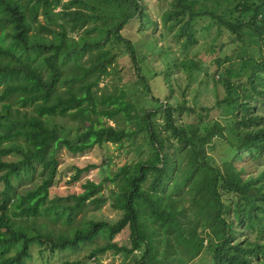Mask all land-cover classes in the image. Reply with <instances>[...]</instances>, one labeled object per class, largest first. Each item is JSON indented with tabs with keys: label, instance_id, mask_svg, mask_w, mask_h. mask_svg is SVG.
I'll return each mask as SVG.
<instances>
[{
	"label": "trees",
	"instance_id": "16d2710c",
	"mask_svg": "<svg viewBox=\"0 0 264 264\" xmlns=\"http://www.w3.org/2000/svg\"><path fill=\"white\" fill-rule=\"evenodd\" d=\"M63 1L0 0V249L15 251L0 252V264H31L33 247L44 260L99 239L106 244L96 245L93 256L141 253L133 264H186L207 241L215 244L213 264H264V170L245 177L234 162L216 164L208 149L215 137H223L218 122L201 127L202 109L168 103L156 111L139 110L121 88L99 93L101 80L115 74V44H124L136 78L157 100L133 43L120 34L132 19L143 28L154 25L145 0ZM168 4L160 15L162 25L177 30L184 49L197 42L194 24L203 19L209 20L207 27L216 26L209 46L213 54L222 35L234 41L256 36L251 70L220 77L225 96L215 107L239 108L237 150L264 154V118L253 104L255 97H264V0ZM195 63L173 66L195 69ZM169 70L164 76L172 90ZM181 111L195 121L199 117L198 122H177L174 114ZM159 113L162 124L156 123ZM118 119L134 128L101 125ZM140 133L152 146L149 159L123 165L99 183L86 180L80 193L66 199L50 197L62 151L83 154L107 143L122 147ZM96 167L76 168L69 182L77 183ZM107 183L113 189L106 197ZM108 200L121 212L116 222L86 219ZM125 230L130 246L114 242Z\"/></svg>",
	"mask_w": 264,
	"mask_h": 264
},
{
	"label": "rangeland",
	"instance_id": "374dc122",
	"mask_svg": "<svg viewBox=\"0 0 264 264\" xmlns=\"http://www.w3.org/2000/svg\"><path fill=\"white\" fill-rule=\"evenodd\" d=\"M65 1L67 0L63 2ZM168 1L145 0L146 12L155 22L154 25H145L146 27L144 26L143 28L139 20L132 19L120 31V34L125 39L133 43L138 63L142 68L141 73L147 78L150 91L157 100L150 97L149 93L142 87L141 82L136 78L134 64L131 62L124 44H115V74L112 76L108 75L101 80L98 85L99 93L102 90L112 93L113 89L121 88L125 91L127 99L135 104L139 110L153 109L152 111H156V109L167 103L174 107L183 106L196 111L202 109L204 115L200 116L202 120V122H200L201 120L199 121L201 127H209L215 120L223 132V137H215L208 149L212 159L215 160L217 165H222L225 161L234 162V165L239 170L243 169L245 177H256L264 170V154L238 151L236 148L239 143V137L235 126V118L238 119L242 112L237 107L216 108L215 105L225 96L220 77L232 76L238 71L245 74L246 71L249 72L251 70L250 67L254 63V60L249 57L254 54L251 50V44H255L257 38L254 35H249L247 37L248 41H234L227 34L222 35L214 44L218 53L213 54L209 46L216 36V26L207 27L209 20L203 19L194 24V37L197 42H190L187 49H184L182 40L176 37L175 32L177 30H168L167 27L162 25L160 15L167 9ZM78 35L79 33L73 34L76 38ZM113 47V43L108 44V48L112 49ZM188 60L196 62L195 69H182L173 66L175 63L188 62ZM167 68L172 69L169 70L172 90H169L166 85L164 71ZM241 81L245 83L246 79L242 78ZM230 82L231 84L235 82L234 78ZM168 97L169 100L167 101ZM253 104L255 105V113L264 118V97H255ZM174 119L177 122L195 121L193 116L187 115L184 111L175 113ZM198 119L199 117L196 118L195 122H198ZM156 121L158 124L163 123L161 113L157 115ZM102 124L124 129L134 128L132 125L126 124L122 119L102 120ZM151 153L152 146L148 136L144 133L124 140L122 147L107 143L100 147L95 146L92 150L83 154L73 155L62 151L59 158L58 175L50 189V197L63 200L66 199V196L78 194L82 191L81 185L86 180L99 183L107 175H110L111 172L116 171L123 165H133L149 159ZM88 165H96L97 167L90 168L81 174L77 183L71 184L69 180L75 169L84 168ZM104 185L102 194L107 197L109 190L113 189V185H110V183ZM228 198L229 196L224 197L226 200ZM185 200L187 205H189V199L186 197ZM111 202V200H108L97 211L88 212L86 219L92 218L116 222L120 218L121 212L114 210L111 207ZM80 220L81 216H78L75 220L76 224ZM46 222L49 223V221L45 220L44 223ZM55 227L65 228L59 224H56ZM128 234L129 231L125 230L115 235L114 242L121 246H130ZM103 244H106V241L99 239L95 244L85 243L79 246V248L74 250L75 252L56 253L53 257H44V260L36 252L37 248L33 247L30 249L32 258L29 262L31 264H63L67 260H77L80 264H93V262L101 264H133L141 256V253L137 252L126 255L114 254L112 251L93 256L94 247ZM10 247H5L7 251L0 249V252H7L8 255L14 254L15 251L9 249ZM214 247V242L212 246L207 241L203 251L186 264H213L212 253Z\"/></svg>",
	"mask_w": 264,
	"mask_h": 264
}]
</instances>
